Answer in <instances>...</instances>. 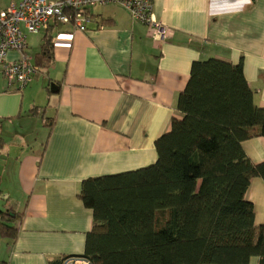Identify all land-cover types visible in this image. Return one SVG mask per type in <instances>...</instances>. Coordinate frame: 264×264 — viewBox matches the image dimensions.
Segmentation results:
<instances>
[{"label": "crops", "instance_id": "1", "mask_svg": "<svg viewBox=\"0 0 264 264\" xmlns=\"http://www.w3.org/2000/svg\"><path fill=\"white\" fill-rule=\"evenodd\" d=\"M89 16L84 32L49 24L52 62L23 89L7 85L0 67V196L21 216L15 241L0 237V263L83 254L93 217L78 198L80 183L156 162L154 142L169 128L192 62L242 59L254 103L264 108V0H152L155 21L172 31L163 42L117 4ZM45 31L26 34L32 62L39 47L29 52V42ZM20 56L9 52L6 60ZM241 145L251 163L264 162V138ZM246 198L254 224H264V180L252 178Z\"/></svg>", "mask_w": 264, "mask_h": 264}, {"label": "trees", "instance_id": "2", "mask_svg": "<svg viewBox=\"0 0 264 264\" xmlns=\"http://www.w3.org/2000/svg\"><path fill=\"white\" fill-rule=\"evenodd\" d=\"M44 34L38 71L53 59L51 31ZM256 137L264 138V108L254 103L242 59L192 62L169 128L154 142L156 162L80 183L78 198L93 221L78 257L89 264H248L256 257L264 264V224H254L246 198L251 179L264 180V162L251 163L241 145ZM0 199V237L12 244L21 216Z\"/></svg>", "mask_w": 264, "mask_h": 264}, {"label": "built area", "instance_id": "3", "mask_svg": "<svg viewBox=\"0 0 264 264\" xmlns=\"http://www.w3.org/2000/svg\"><path fill=\"white\" fill-rule=\"evenodd\" d=\"M110 4L123 7L134 21L148 26L153 40L163 42L170 37L172 31L152 16V0H11L5 9L0 8V67L7 85L21 90L38 73V68L24 54L26 34L44 32L51 22L84 32L90 21L89 10ZM9 52L21 56L7 61ZM64 264L89 263L71 256L64 260Z\"/></svg>", "mask_w": 264, "mask_h": 264}, {"label": "rangeland", "instance_id": "4", "mask_svg": "<svg viewBox=\"0 0 264 264\" xmlns=\"http://www.w3.org/2000/svg\"><path fill=\"white\" fill-rule=\"evenodd\" d=\"M41 35H39V36H37V38L36 39H38V41L36 42H34V43H32V42H29V52H34V50H37L38 49V47H39V45H40V43H41V37H40ZM38 51V50H37Z\"/></svg>", "mask_w": 264, "mask_h": 264}, {"label": "water", "instance_id": "5", "mask_svg": "<svg viewBox=\"0 0 264 264\" xmlns=\"http://www.w3.org/2000/svg\"><path fill=\"white\" fill-rule=\"evenodd\" d=\"M56 86H55V84L54 83H52L51 85H50V92L51 93H55L56 92Z\"/></svg>", "mask_w": 264, "mask_h": 264}, {"label": "clouds", "instance_id": "6", "mask_svg": "<svg viewBox=\"0 0 264 264\" xmlns=\"http://www.w3.org/2000/svg\"><path fill=\"white\" fill-rule=\"evenodd\" d=\"M250 2H251V0H241V3H242V4L250 3Z\"/></svg>", "mask_w": 264, "mask_h": 264}]
</instances>
